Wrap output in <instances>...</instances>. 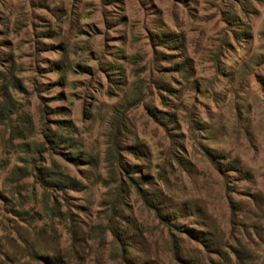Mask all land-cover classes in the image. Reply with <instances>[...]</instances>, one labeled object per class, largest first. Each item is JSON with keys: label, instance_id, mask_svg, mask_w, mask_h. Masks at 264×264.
<instances>
[{"label": "rangeland", "instance_id": "374dc122", "mask_svg": "<svg viewBox=\"0 0 264 264\" xmlns=\"http://www.w3.org/2000/svg\"><path fill=\"white\" fill-rule=\"evenodd\" d=\"M6 91L0 264H264V0H0V106ZM57 120L80 164L36 148ZM52 160L82 183L52 193L72 220L33 176Z\"/></svg>", "mask_w": 264, "mask_h": 264}, {"label": "trees", "instance_id": "16d2710c", "mask_svg": "<svg viewBox=\"0 0 264 264\" xmlns=\"http://www.w3.org/2000/svg\"><path fill=\"white\" fill-rule=\"evenodd\" d=\"M160 38L163 41H167L169 43H172L173 40L170 38L169 35H163L160 36ZM49 47H51L49 45ZM5 96L7 97L4 102L1 103L0 106V117H2L4 114H7V110L9 105V100L11 98L10 94L6 91ZM56 130H45L44 136L45 141L43 143L36 144V148L42 149V150H48L50 148V145L52 147H60L63 146L64 148H68V150L75 151L76 158H74V162L76 164H80L81 157L88 156L86 153H84L82 150L78 149V144L71 138L64 136L60 133L59 130L63 128H67L68 130L72 131L76 128L75 125L71 121H64V120H57L56 121ZM13 133H15V129L13 128ZM14 136V134H13ZM121 163V162H120ZM1 167V165H0ZM28 169L24 166H16L14 167L9 177L7 178L9 182L13 183L17 189H22L23 185L21 184L22 180L28 175ZM33 176L35 178V181L39 184V186L43 189V201L45 210L48 214V217L50 218H60L63 221H67L68 219L72 220V214L68 211H62L61 203L58 199H54L52 201V193L54 191H58L63 193L62 197H64V200L69 199V196L65 195L67 192L71 190H76L79 186L82 185L81 181H79L77 178L72 177L66 173H64L59 165V163L55 160H52L50 166H44L41 168L35 169V172L33 173ZM129 180L131 181V184L136 187L137 192L142 196L146 204L154 208V210L157 212L158 217L162 222H165L166 224H170V214L163 213L161 211V208L156 206V203L149 198L150 192L143 189L141 187V179L139 177L131 176L129 177ZM143 182V181H142ZM20 191V190H18ZM113 222V221H112ZM101 229V233H105L107 230H109L116 241L119 243V245L122 248V257L124 260H127L129 255V249H128V243L123 237V234L121 232H117L119 230H115L111 224L106 226L99 227ZM72 233L75 234V231H72ZM1 229H0V236H1ZM19 248H21V254H29L30 256L36 257V253L33 250H30V248L26 245H18ZM16 255L14 253L6 252V257L13 261L16 259ZM11 258V259H10ZM42 260L45 262V264H60L61 263V257L58 255H52L47 257H41ZM128 261V260H127Z\"/></svg>", "mask_w": 264, "mask_h": 264}]
</instances>
